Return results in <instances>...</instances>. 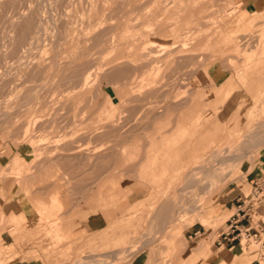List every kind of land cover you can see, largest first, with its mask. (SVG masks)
<instances>
[{
    "label": "rangeland",
    "instance_id": "obj_1",
    "mask_svg": "<svg viewBox=\"0 0 264 264\" xmlns=\"http://www.w3.org/2000/svg\"><path fill=\"white\" fill-rule=\"evenodd\" d=\"M260 2L248 18L241 0H0V159L10 146L27 156L0 166V180L50 164L64 182L65 161L88 183L98 162L118 177L97 203L104 231L35 222L0 264L19 255L23 264H175L181 252L179 264H196L216 250L236 212L225 194L241 186L245 198L264 156ZM219 70L225 81L214 84ZM216 152L234 162L210 172L214 189L182 195L186 175ZM238 248L264 264L255 239L242 236Z\"/></svg>",
    "mask_w": 264,
    "mask_h": 264
},
{
    "label": "crops",
    "instance_id": "obj_2",
    "mask_svg": "<svg viewBox=\"0 0 264 264\" xmlns=\"http://www.w3.org/2000/svg\"><path fill=\"white\" fill-rule=\"evenodd\" d=\"M261 0H241V12L248 18L254 14H260L263 10H258L261 6ZM222 70L213 72L210 76L214 84H221ZM214 125L209 123L207 131H210ZM205 148H202L203 151ZM26 153L22 148L10 146L7 153L0 159V166L12 167L15 159H20V167L27 162ZM95 167V175L90 183L84 180L82 176L74 175L75 172L67 170V161L60 168L64 174V182H61V175L56 172L54 166L47 164L38 169L32 177L26 176L20 180H13L11 176L0 180V258L7 257L8 254L20 253V244L23 242V233L32 230L35 222L38 225L49 226L54 222H63L64 226H70L73 231L81 236L98 234L108 227V218L99 206L108 196L116 193V180L118 177L103 176V163L98 162ZM100 170H102L100 172ZM264 172V156L253 170L248 185L253 186L255 179ZM67 175L70 184L67 185ZM90 188V189H89ZM245 187H237L229 193L230 207L228 210L236 208L237 201L243 198ZM90 192H89V191ZM90 193V194H89ZM223 194V195H224ZM253 212L257 216H264V206L256 207ZM69 224H68V223ZM264 224V221L257 224L251 218L249 225L243 222V227L249 226L257 232V240L263 241L264 234L258 232V228ZM227 224L225 223V227ZM225 227L223 229H225ZM199 232L195 233L197 235ZM241 243H228L226 241L216 240L214 245L216 250H208L197 253L196 264H217L220 256H215L221 249L232 251V258L227 264H251L247 258L238 254V246ZM188 256L183 252L177 254L175 264L187 259ZM226 264L221 262L220 264ZM6 264H23L21 255L15 262ZM135 264V263H134Z\"/></svg>",
    "mask_w": 264,
    "mask_h": 264
},
{
    "label": "built area",
    "instance_id": "obj_3",
    "mask_svg": "<svg viewBox=\"0 0 264 264\" xmlns=\"http://www.w3.org/2000/svg\"><path fill=\"white\" fill-rule=\"evenodd\" d=\"M258 206H264V172L255 179L249 194L244 199L240 198L237 201L236 212L226 220L227 226L218 234L217 240L241 243L242 236L255 239L263 248L262 257H264V240H257L256 231L249 226L243 227L241 225L243 222L249 225L251 214ZM258 232L264 234V224L258 228Z\"/></svg>",
    "mask_w": 264,
    "mask_h": 264
},
{
    "label": "bare ground",
    "instance_id": "obj_4",
    "mask_svg": "<svg viewBox=\"0 0 264 264\" xmlns=\"http://www.w3.org/2000/svg\"><path fill=\"white\" fill-rule=\"evenodd\" d=\"M74 6V5H73ZM70 9V8H69ZM148 9V8H147ZM145 20V19H144ZM132 21V20H131ZM52 22V21H51ZM136 24V23H135ZM135 27V26H134ZM140 27V26H139ZM151 27V26H150ZM106 38V37H105ZM80 39V38H79ZM102 39V38H101ZM186 45V44H185ZM185 45H183V48H184V46ZM156 48V47H155ZM168 52V51H167ZM166 52V53H167ZM177 52V51H176ZM164 53H165V51H164ZM154 54V53H153ZM169 54V53H168ZM145 55V54H144ZM146 56L148 57V55H147V53H146ZM146 56H144V57H146ZM149 56H150V53H149ZM154 58V57H153ZM151 59V58H150ZM158 59V58H157ZM149 60V59H148ZM151 62V61H150ZM154 62V61H153ZM150 66V65H149ZM140 67V66H139ZM153 68V67H152ZM155 69V68H154ZM156 70V69H155ZM121 71V70H120ZM140 71V70H139ZM158 71V70H157ZM152 72H154V71H152ZM109 73V72H108ZM123 73V72H122ZM130 73V72H129ZM155 73V72H154ZM90 75V74H89ZM103 78V77H102ZM86 80H87V78H86ZM69 81V80H68ZM73 81V80H72ZM83 85V84H82ZM138 92V91H137ZM141 96H143V95H141ZM146 103V102H145ZM177 103V102H176ZM143 105V104H142ZM134 107V106H133ZM146 114V113H145ZM163 114V113H162ZM133 121V120H132ZM129 122V121H128ZM119 126V125H118ZM136 126V125H135ZM110 127V126H109ZM106 130V129H105ZM94 131V130H93ZM108 131V130H107ZM128 131V130H127ZM95 134V133H94ZM115 135V134H114ZM73 136V135H72ZM108 136V135H107ZM244 136V135H243ZM246 136V135H245ZM244 136V137H245ZM111 137H113V136H111ZM243 137V138H244ZM242 138V137H241ZM77 139H79V138H77ZM84 140H85V138H84ZM110 140V139H109ZM243 140V139H242ZM241 140V141H242ZM71 141V140H70ZM74 141V140H73ZM249 140L247 139V142H248ZM69 143V142H68ZM246 143V142H245ZM107 144V143H106ZM78 145V144H77ZM75 146V145H74ZM68 147H70V146H68ZM81 148V147H80ZM75 149V148H74ZM233 149V148H232ZM85 150V149H84ZM98 150V149H97ZM115 150V149H114ZM229 150V149H228ZM230 151V150H229ZM68 152H70V151H68ZM89 152V151H88ZM93 152V151H92ZM231 152H233V151H231ZM230 153V152H229ZM229 153H227L226 151L224 152V156H225V158H227V156H229L230 154ZM87 154V153H86ZM216 154V156H215V159L213 158L214 156H212L211 155V157L210 158H208L209 160H207V162L205 163V165L203 164V168L204 169H201V168H197V170L196 171H192V172H190L188 175H186L187 177L185 178V179H189V183H187V182H184L183 184V194L182 195H184L185 193H187V190H189V192H191V193H193V191H194V189H196V188H198V189H201V190H206V189H208V190H211V189H214V186H215V183H214V180L213 179H211V175H213V173H210L211 171H216V170H218V169H223V168H225L224 166H229V165H231V163L232 162H234V161H231V160H226L225 158L224 159H221V156H222V154L221 153H219V152H216L215 153ZM95 155V154H94ZM63 159V158H62ZM75 159V158H74ZM91 159V158H90ZM228 159V158H227ZM47 160V159H46ZM59 161V160H58ZM57 161V162H58ZM78 162V161H77ZM92 162V161H91ZM225 162V163H224ZM70 167V166H69ZM80 168V167H79ZM206 168V169H205ZM207 168H208V172H206L207 171ZM226 171V170H225ZM206 172V173H205ZM215 173V172H214ZM213 178V177H212ZM195 180V183L193 182ZM213 180V181H212ZM217 186V185H216ZM187 199V198H186ZM177 200V199H176ZM169 201V200H168ZM186 203V202H185ZM177 203H175V205H176ZM167 205V204H166ZM169 205V204H168ZM183 205V207H184V204H182ZM179 207V206H178ZM182 207V206H181ZM183 210V209H182ZM199 218V217H198ZM202 220V219H201ZM239 250V248H236V249H234V250ZM127 252V251H126ZM232 255H233V253H232V251H228V250H226V249H224V250H222L221 251V254H220V262H225V263H228V261L232 258ZM108 259V258H107Z\"/></svg>",
    "mask_w": 264,
    "mask_h": 264
}]
</instances>
